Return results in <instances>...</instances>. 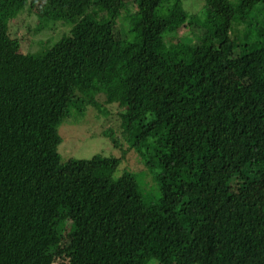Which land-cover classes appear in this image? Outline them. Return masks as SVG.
I'll list each match as a JSON object with an SVG mask.
<instances>
[{
  "label": "trees",
  "instance_id": "trees-1",
  "mask_svg": "<svg viewBox=\"0 0 264 264\" xmlns=\"http://www.w3.org/2000/svg\"><path fill=\"white\" fill-rule=\"evenodd\" d=\"M186 1L0 0V264H264V0ZM93 108L121 158L62 162Z\"/></svg>",
  "mask_w": 264,
  "mask_h": 264
},
{
  "label": "rangeland",
  "instance_id": "rangeland-1",
  "mask_svg": "<svg viewBox=\"0 0 264 264\" xmlns=\"http://www.w3.org/2000/svg\"><path fill=\"white\" fill-rule=\"evenodd\" d=\"M236 1V0H233ZM201 3L198 0H187L186 7L191 12H196L197 8ZM18 26H22V23L17 21ZM58 24L51 25L50 28L53 30L42 31L40 35L32 36L29 40V44H25L26 52L29 54L42 55L48 51L60 38L55 34V28ZM243 27V26H242ZM240 28V26H238ZM61 29L58 26L57 30ZM63 29V27H62ZM66 31L65 29H63ZM237 28H233V37H235ZM239 30V29H238ZM186 30H182V36L186 35ZM19 36H22L25 32L22 28L17 30ZM105 113H99L97 109H90L83 118H77V115L71 114V117L65 119L62 125L59 127V135L62 137V143L59 146V153L61 155L62 162H66L71 158L75 159H91L95 155H102L107 157L121 158L122 151L121 147H114L111 140L100 137V128L104 127L106 116L102 115ZM110 123H113L110 121ZM108 124L107 127H109ZM113 126V125H112ZM120 143L125 146L126 144L118 132L116 137ZM125 159L121 162L118 173L128 171L135 175L142 187L143 194L148 201L155 202L159 198L158 188L155 193L153 189L154 182L146 175L143 171L144 166L139 163V159L133 151L127 153ZM119 177L120 175H116ZM157 186V185H156Z\"/></svg>",
  "mask_w": 264,
  "mask_h": 264
}]
</instances>
